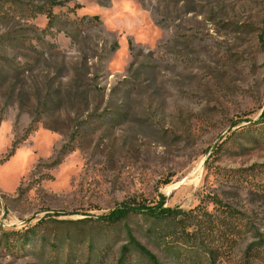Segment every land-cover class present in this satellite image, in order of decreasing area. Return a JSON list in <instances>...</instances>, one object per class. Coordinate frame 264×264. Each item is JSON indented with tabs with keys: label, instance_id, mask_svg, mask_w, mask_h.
I'll list each match as a JSON object with an SVG mask.
<instances>
[{
	"label": "rangeland",
	"instance_id": "374dc122",
	"mask_svg": "<svg viewBox=\"0 0 264 264\" xmlns=\"http://www.w3.org/2000/svg\"><path fill=\"white\" fill-rule=\"evenodd\" d=\"M210 197L264 242V0H0V264H180L103 217Z\"/></svg>",
	"mask_w": 264,
	"mask_h": 264
},
{
	"label": "trees",
	"instance_id": "16d2710c",
	"mask_svg": "<svg viewBox=\"0 0 264 264\" xmlns=\"http://www.w3.org/2000/svg\"><path fill=\"white\" fill-rule=\"evenodd\" d=\"M34 131L35 128L30 127L22 142H25ZM261 133L260 130H256L257 136ZM20 143L12 145L13 153L10 156H13ZM210 198L212 201L209 204L213 206L214 213L206 210L205 206V208L198 206L187 213L164 208V198H162L161 202L153 207L123 204L103 217V220L109 224H117L127 220L132 214L138 215L149 225L150 238L164 246V251L170 259L180 264H191L192 258L183 255L199 247L204 249L202 252H205L210 263L215 264L221 255H225L224 253H227L231 247H236L238 241L245 240L247 236L251 237V240L262 237L257 228L248 224L240 212L226 207L214 197ZM130 246L151 264H159L157 259L140 244L132 240ZM123 255L125 257L127 253L124 252ZM263 255L264 242L260 239L246 247L242 256L243 264H251V261Z\"/></svg>",
	"mask_w": 264,
	"mask_h": 264
}]
</instances>
